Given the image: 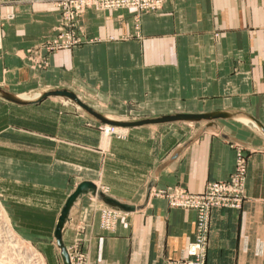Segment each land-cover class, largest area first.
<instances>
[{"label":"crops","instance_id":"1","mask_svg":"<svg viewBox=\"0 0 264 264\" xmlns=\"http://www.w3.org/2000/svg\"><path fill=\"white\" fill-rule=\"evenodd\" d=\"M60 13L49 2L0 5V86L19 96L74 91L117 120L171 114L237 113L209 122L127 128L125 138H101V123L61 97L31 105L0 98V194L15 231L39 246L48 264H63L56 241L60 215L83 182L121 203L123 212L85 196L63 232L84 264H164L188 257L196 212L171 208L147 191L180 186L200 193L228 180L238 147L248 157L246 195L239 210L212 212L207 264H264V0H171L162 9H88L82 42L46 53L29 49L53 37ZM119 212L113 229L102 212Z\"/></svg>","mask_w":264,"mask_h":264},{"label":"built area","instance_id":"2","mask_svg":"<svg viewBox=\"0 0 264 264\" xmlns=\"http://www.w3.org/2000/svg\"><path fill=\"white\" fill-rule=\"evenodd\" d=\"M171 0H0V5L8 3H38L49 2L60 13V22L56 34L44 39L29 52L34 56L35 62L45 66L46 53L70 49L82 42L81 21L88 9L100 11H113L119 9H133L141 12L158 11L165 3ZM102 140L111 137L123 138L127 135V128L102 125ZM246 159L242 153L238 155L237 166L230 181L210 182L204 192L192 194L182 188L160 191L159 194L169 198L173 208L192 209L197 212L196 241L190 245L189 258L168 260L164 264H206L205 256L208 246V232L212 211L219 208L239 210L243 207L246 195ZM106 217H118L119 212L113 209L104 211ZM35 262L37 264L36 256ZM72 260V259H71ZM73 261V260H72ZM73 264V263H72ZM76 264H83L82 258Z\"/></svg>","mask_w":264,"mask_h":264},{"label":"water","instance_id":"3","mask_svg":"<svg viewBox=\"0 0 264 264\" xmlns=\"http://www.w3.org/2000/svg\"><path fill=\"white\" fill-rule=\"evenodd\" d=\"M51 97H61L64 98L73 104L81 107L85 112H87L90 116H92L94 119L98 120L101 124L106 125H112V126H118V127H125V128H131V127H138V126H145V125H151V124H169L174 122H209V124L206 126L205 129L214 127V122L219 119H226V118H232L234 116H237V113H231L226 111H217V112H211V113H205V114H171V115H164L160 117H154V118H146V119H140V120H117L113 118H109L95 109H93L91 106H89L87 103H85L74 91H71L69 89H53L49 91L41 92L37 96H30V97H23L16 95L14 93H11L7 90H5L3 87L0 86V98L17 104V105H31L39 103L47 98ZM245 118L248 120V124L254 128L255 130L260 131L264 135V126L259 121L255 120L253 117L245 115ZM152 184L149 186L147 191V199H149L151 195L152 190ZM87 195H91L92 197H96L98 199H101L106 205H108L111 208H114L119 211L123 212H133L139 209H142L144 205L137 206L133 204H127V203H121L117 201L116 199H113L112 197H109L102 191L98 189V187L91 183V182H83L81 183L77 189L74 191V193L69 197L65 207L63 208V211L60 215L57 230H56V241L57 246L60 250V255L63 260V264H72L71 257L69 254V251L67 250L64 242H63V232L69 224L72 223V212L75 206Z\"/></svg>","mask_w":264,"mask_h":264},{"label":"rangeland","instance_id":"4","mask_svg":"<svg viewBox=\"0 0 264 264\" xmlns=\"http://www.w3.org/2000/svg\"><path fill=\"white\" fill-rule=\"evenodd\" d=\"M152 12H154V11H152ZM142 13H147V12H141L140 14H142ZM8 114H9V110H7V109L4 110L3 102L0 99V122H2L4 117L5 116L7 117ZM102 125H104V124H101V126ZM0 126H3V123H0ZM101 138H102V134H101ZM112 138L113 137L108 138L106 140H102L103 144L105 146L108 145ZM116 138H118V137H116ZM123 138H125V137H123ZM237 147H238L237 159H238V155L240 153H242L244 155L245 159H246V165H247L246 184H247V173H248L247 150H248V148H246L245 145L240 144V143H237ZM237 159H236L235 169H236V166H237ZM231 177H232V175L230 176V178L228 180H223V181H230ZM211 182H215V181H211ZM209 183H207V185ZM174 187L182 188L180 186H174ZM174 187H168V188H164V189H155V190L152 189L151 190V195L159 197V198H162V199H165L168 202L169 206L171 208H173L170 205L169 198L166 196V194L169 195L170 194L169 192L172 189H174ZM182 189H184V188H182ZM205 189H206V187L200 193L204 192ZM184 190L187 191L186 189H184ZM160 191H167V193L161 195V194H159ZM187 192H189V191H187ZM189 193H191V192H189ZM192 194H198V193H192ZM0 206L2 207L3 214H4L3 219H7L9 221V226L5 222V229H4L3 222L1 224V221H0V264H30L31 261H32V263H34L35 262V258L33 257L34 254H36V260L38 262L37 264H39V260L38 259H40V258H42L44 264H48L47 263V259H46L45 255L43 254V252L40 251L39 246L36 243H34L33 241L29 240L27 237L19 235L15 231V229L13 228V226L11 224V221H10V219L8 217V214H7V212H6V210H5L4 206H3V203H2V200H1V194H0ZM189 210H192V209H189ZM234 210H236V209H234ZM0 215L2 216L1 211H0ZM118 217H119V215H118ZM116 219H117V217H109V218L106 217L105 214H104V211H103L102 212V216H101V226L104 229H107V230L113 229V227L115 226ZM211 220H212V214H211ZM211 220H210V225H209V232H208V235H207V238H208V246L207 247L208 248H207L206 256H205L206 264H207V255H208V250H209V245H210ZM196 236H197V212H196V233H195V238L190 243V245L196 241ZM190 245H189V248H190ZM189 248H188V257L187 258H189ZM32 252H34V253H32ZM69 254H70L71 259L73 260V261L71 260L73 264H76L77 260H79V258H82L83 264H84L85 259H86V254L83 253L78 247H76L73 251L69 252ZM187 258H183V259H187ZM169 260H180V259H169ZM166 261H168V260H166Z\"/></svg>","mask_w":264,"mask_h":264},{"label":"bare ground","instance_id":"5","mask_svg":"<svg viewBox=\"0 0 264 264\" xmlns=\"http://www.w3.org/2000/svg\"><path fill=\"white\" fill-rule=\"evenodd\" d=\"M23 97H30V95H29V96H23ZM111 126H112V125H111ZM0 207H1V206H0ZM0 211H1V214H2V216L0 215V221H1V224H2V222H3V224H4V229H5V222H6V223L8 224V226H9V221H8L7 219H3L4 214H3L2 207L0 208ZM32 253H34V252H32ZM33 256H36V254H34ZM38 260H39V264H44L42 258H40V259H38Z\"/></svg>","mask_w":264,"mask_h":264}]
</instances>
